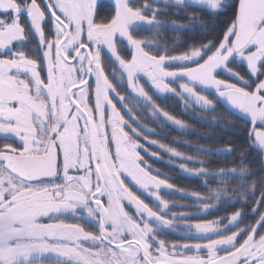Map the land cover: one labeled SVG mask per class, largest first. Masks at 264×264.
Here are the masks:
<instances>
[{
  "label": "snow or ice",
  "instance_id": "1",
  "mask_svg": "<svg viewBox=\"0 0 264 264\" xmlns=\"http://www.w3.org/2000/svg\"><path fill=\"white\" fill-rule=\"evenodd\" d=\"M166 28L194 35L170 46ZM167 94L242 121L239 162L151 138L138 107L187 128ZM149 146L218 186L177 188ZM0 264H264V0H0Z\"/></svg>",
  "mask_w": 264,
  "mask_h": 264
},
{
  "label": "trees",
  "instance_id": "2",
  "mask_svg": "<svg viewBox=\"0 0 264 264\" xmlns=\"http://www.w3.org/2000/svg\"><path fill=\"white\" fill-rule=\"evenodd\" d=\"M109 0H101L105 6ZM175 9H169L167 15H162L160 18L165 20L176 19L180 22H186V17L183 12L177 17L173 15ZM145 37L150 36V33H142ZM194 34L191 32L182 33L174 32L171 28H166L163 31V38L166 39L171 46L175 41L181 43L182 41H191ZM179 38V39H177ZM182 46V45H181ZM211 98V97H210ZM156 103L165 110L169 111L176 118L180 119L187 125L185 130H181L171 124H161L159 121H154L150 115L144 112L139 107L137 111L140 113V120L145 123L150 129H155L156 135L151 138L164 142L178 151H181L191 156H204L205 153L198 152V148H205L210 150V154L206 157V166L209 170L215 171L219 167H232L240 160L239 151L242 146H246V141L243 132V122L236 117L226 113L223 108L217 105L215 112L194 110L192 108H185L183 102L174 95H157L154 97ZM143 143V141H142ZM231 146L233 151L231 154H225L224 150ZM152 151H158L160 158L156 159L143 153L145 159L152 165L153 169L158 170L162 174V178L167 176L177 188L184 189L187 192L196 191L201 194H211V191L218 186V181L211 178L207 181V186L199 177H190L183 173L180 168L179 161L171 157L168 153L149 146ZM249 161L255 164L260 157L259 148L248 149ZM166 159V160H165ZM189 167H200L199 164H189ZM237 181H229V187L237 184ZM233 195L231 192L229 196ZM257 195L259 192L257 191ZM166 198L176 201L180 204H189L191 201L185 199L179 193L171 195L166 194ZM228 201L226 198L223 203L217 206L216 209L211 210L212 214L207 215L206 218L213 219L217 216H224L229 214L233 209L227 207ZM236 207H239L237 204ZM185 211H195V207L191 209H183ZM168 240H175V235H168Z\"/></svg>",
  "mask_w": 264,
  "mask_h": 264
},
{
  "label": "rangeland",
  "instance_id": "3",
  "mask_svg": "<svg viewBox=\"0 0 264 264\" xmlns=\"http://www.w3.org/2000/svg\"><path fill=\"white\" fill-rule=\"evenodd\" d=\"M167 95H171V94H167ZM160 96H164V95H160ZM170 124V123H169ZM149 128V127H148ZM153 148H156L155 146H152ZM258 148V147H257ZM261 151V150H260ZM166 160V159H165ZM186 174V173H185Z\"/></svg>",
  "mask_w": 264,
  "mask_h": 264
}]
</instances>
